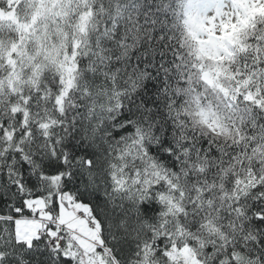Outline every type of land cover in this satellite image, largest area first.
<instances>
[{
  "label": "snow or ice",
  "instance_id": "1",
  "mask_svg": "<svg viewBox=\"0 0 264 264\" xmlns=\"http://www.w3.org/2000/svg\"><path fill=\"white\" fill-rule=\"evenodd\" d=\"M0 264H264V0H0Z\"/></svg>",
  "mask_w": 264,
  "mask_h": 264
}]
</instances>
